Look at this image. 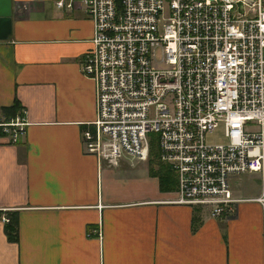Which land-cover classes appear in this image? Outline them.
<instances>
[{"label":"crops","instance_id":"0c3cea01","mask_svg":"<svg viewBox=\"0 0 264 264\" xmlns=\"http://www.w3.org/2000/svg\"><path fill=\"white\" fill-rule=\"evenodd\" d=\"M54 1L11 0L0 40V109L19 106L8 120L0 111V217L17 219L10 242L0 218V264H264V173L230 178L240 201L220 220L171 202L175 187L161 191L146 162L112 166L84 151L94 85L79 61L91 23ZM15 117L24 124L10 143L3 129Z\"/></svg>","mask_w":264,"mask_h":264},{"label":"built area","instance_id":"2783aa9c","mask_svg":"<svg viewBox=\"0 0 264 264\" xmlns=\"http://www.w3.org/2000/svg\"><path fill=\"white\" fill-rule=\"evenodd\" d=\"M91 23L79 61L93 82L86 153L112 166L152 147L175 179L171 202L228 220L230 178L264 173V0H55ZM20 117L3 131L15 143ZM220 125L224 142L204 136ZM261 208L264 252V194ZM2 221H7L4 216Z\"/></svg>","mask_w":264,"mask_h":264},{"label":"trees","instance_id":"16d2710c","mask_svg":"<svg viewBox=\"0 0 264 264\" xmlns=\"http://www.w3.org/2000/svg\"><path fill=\"white\" fill-rule=\"evenodd\" d=\"M19 106L16 100H13L12 103L8 107H2L0 109L4 120H8L12 117L16 111H18ZM4 134L0 128V135ZM149 158L147 160V168L148 173L152 176H155L158 180V188L161 191H166L170 189H174L175 187V179L173 178V174L170 168L159 162L157 160V155L155 150L151 147ZM7 221L3 224V231L6 236V239L10 242H16L17 240V219L15 214L7 213Z\"/></svg>","mask_w":264,"mask_h":264},{"label":"water","instance_id":"95a60500","mask_svg":"<svg viewBox=\"0 0 264 264\" xmlns=\"http://www.w3.org/2000/svg\"><path fill=\"white\" fill-rule=\"evenodd\" d=\"M11 17V0H0V40L10 33Z\"/></svg>","mask_w":264,"mask_h":264},{"label":"rangeland","instance_id":"374dc122","mask_svg":"<svg viewBox=\"0 0 264 264\" xmlns=\"http://www.w3.org/2000/svg\"><path fill=\"white\" fill-rule=\"evenodd\" d=\"M204 140H205L206 143H211V144L212 143H221V142H224V138L222 137V134H221L220 125H218V127L215 128L212 132L206 133L205 136H204ZM242 176H244V175H242V174L241 175H237V176H235V178L242 177ZM239 182L243 184L244 182H247V180L241 179V180H239ZM231 183L229 181V185H231Z\"/></svg>","mask_w":264,"mask_h":264}]
</instances>
